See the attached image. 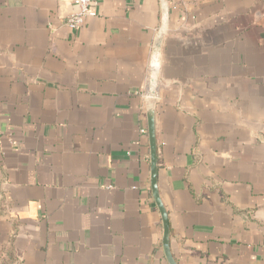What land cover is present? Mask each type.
<instances>
[{
  "label": "crops",
  "instance_id": "obj_1",
  "mask_svg": "<svg viewBox=\"0 0 264 264\" xmlns=\"http://www.w3.org/2000/svg\"><path fill=\"white\" fill-rule=\"evenodd\" d=\"M0 0V264H264V0ZM158 79L151 83V75Z\"/></svg>",
  "mask_w": 264,
  "mask_h": 264
},
{
  "label": "water",
  "instance_id": "obj_2",
  "mask_svg": "<svg viewBox=\"0 0 264 264\" xmlns=\"http://www.w3.org/2000/svg\"><path fill=\"white\" fill-rule=\"evenodd\" d=\"M159 1H160L162 19H161L160 28L157 31L153 41L152 57H151V66L153 67V70H156L159 63L160 50L166 29L167 13H168L166 0H159ZM157 79H158V73L154 72L151 75V79H150L151 83L155 84L157 82ZM144 102H145V117H146V135L149 146V163H150L149 182H150V190L154 202L160 213V217L162 221V239H161L162 248L168 264H178L170 251V246H169L170 226L168 221V213L158 190V180H157L158 158H157V141H156V129H155L156 97H155V89L153 87L150 88L149 94L145 96Z\"/></svg>",
  "mask_w": 264,
  "mask_h": 264
},
{
  "label": "built area",
  "instance_id": "obj_3",
  "mask_svg": "<svg viewBox=\"0 0 264 264\" xmlns=\"http://www.w3.org/2000/svg\"><path fill=\"white\" fill-rule=\"evenodd\" d=\"M72 3L74 8L68 13L65 23L70 30L75 31L82 26L85 18L97 15L95 9L97 0H72ZM141 132L144 133L146 130L142 128Z\"/></svg>",
  "mask_w": 264,
  "mask_h": 264
}]
</instances>
